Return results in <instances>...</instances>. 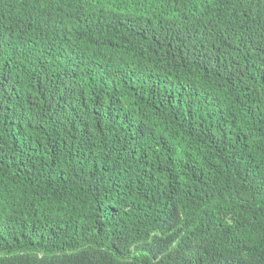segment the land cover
Wrapping results in <instances>:
<instances>
[{
    "label": "trees",
    "instance_id": "obj_1",
    "mask_svg": "<svg viewBox=\"0 0 264 264\" xmlns=\"http://www.w3.org/2000/svg\"><path fill=\"white\" fill-rule=\"evenodd\" d=\"M0 264H264V0H0Z\"/></svg>",
    "mask_w": 264,
    "mask_h": 264
},
{
    "label": "clouds",
    "instance_id": "obj_2",
    "mask_svg": "<svg viewBox=\"0 0 264 264\" xmlns=\"http://www.w3.org/2000/svg\"><path fill=\"white\" fill-rule=\"evenodd\" d=\"M99 32H98L97 40L99 41V43H102L104 45H106V43L108 42V40H110L111 38H113L115 36V34H109L108 32L103 31V29L101 30L100 34H99Z\"/></svg>",
    "mask_w": 264,
    "mask_h": 264
}]
</instances>
